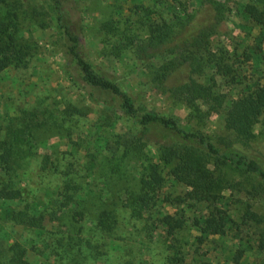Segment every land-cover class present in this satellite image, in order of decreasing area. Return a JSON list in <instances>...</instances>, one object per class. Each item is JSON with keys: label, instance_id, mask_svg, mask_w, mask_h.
I'll list each match as a JSON object with an SVG mask.
<instances>
[{"label": "rangeland", "instance_id": "374dc122", "mask_svg": "<svg viewBox=\"0 0 264 264\" xmlns=\"http://www.w3.org/2000/svg\"><path fill=\"white\" fill-rule=\"evenodd\" d=\"M222 1L228 11L213 43L220 48L218 54L225 50L233 57L225 60L233 72L222 78L206 70L197 77L212 92L227 95L221 108L198 122L189 118L185 104L153 83L154 73L146 71L120 38L123 34L144 38L145 24L170 22L175 13L197 12L194 23L210 20L212 12L201 5L202 0H61L67 22L83 37V56L97 70L119 77L140 105L176 118L183 128L229 140L233 136L225 118L231 102L264 86V27L244 14L249 4L264 11V0ZM7 2H18L15 44L25 59L23 65L0 73V140L23 111L36 112L39 121L31 138L33 155L14 173L0 167V182H11L23 192L20 201L0 200V254L8 257L10 246L18 242L26 247L29 264H264V248L259 245L264 198L249 196L251 182L225 168L227 178L236 184L224 192L225 199L193 206L175 201L188 189L174 182L172 166L161 161L159 146L139 139L137 125L118 109L89 97V89L65 55L63 34L49 2ZM6 11L0 0V15ZM200 105L208 110L206 104ZM254 133L251 150L264 158L262 121ZM150 166H157L165 183L157 205L137 219L126 199L142 193V179ZM69 193L76 195L68 202ZM248 204L263 219L259 225L243 219ZM25 206L42 219L39 229H26L10 219L9 210ZM222 208L229 217L227 233H206L203 221ZM103 212L116 216L111 233L98 225ZM168 215L186 225L169 234L163 223ZM240 251L242 259L236 262Z\"/></svg>", "mask_w": 264, "mask_h": 264}, {"label": "trees", "instance_id": "16d2710c", "mask_svg": "<svg viewBox=\"0 0 264 264\" xmlns=\"http://www.w3.org/2000/svg\"><path fill=\"white\" fill-rule=\"evenodd\" d=\"M47 1L56 13L65 43V55L89 89V97L118 109L137 125L140 128L139 139L154 141L159 146L161 161L172 166L170 175L174 182L188 189L184 197H177L175 201L193 206L225 199L224 192L236 186L227 178L225 168H230L251 182V189L247 192L250 197L264 198V158L251 150L255 127L261 121L264 126V86H257L231 102L225 127L233 136L232 139L215 140L202 132L187 130L176 118L140 105L138 96L127 92L119 77H110L97 70L83 56V37L67 22L61 0ZM3 3L7 11L4 17L0 15V73L12 65H23L25 59V53L17 49L15 44L18 2L8 4L7 0H3ZM201 5L207 6L212 12L210 20L194 23L197 12L183 15L175 13L170 22L145 24L144 38L129 34H123L120 38V42L142 61L146 71L154 73L153 83L164 93H169L176 102L185 104L190 110L189 118L198 122H203L212 112L221 108L227 101V95L212 92L197 77L206 70H213L222 78H229L233 72L225 63V60L233 57L228 56L225 50L218 54L220 48H215L213 43L219 35L220 26L226 20L227 4L222 0H202ZM244 14L250 21L264 27V11L249 4ZM110 25L107 24L106 28ZM200 103L206 104L208 110H204ZM38 121L36 112L23 111L16 122H11L5 128V138L0 140V167L8 174L20 169L22 162L25 163L33 155L30 150L31 138ZM145 172L142 193L130 194L126 199L127 207L131 208L133 217L137 219L143 218L157 205L155 201L159 199L165 183L157 166H150ZM66 188L70 189V186L67 184ZM75 195L69 193L66 201H71ZM22 199V190L12 186L11 182H0V200ZM62 206L66 207V204ZM9 212L10 219L26 229H39L42 225V219L30 214L26 206ZM213 213L202 223L206 227L205 232L209 230L216 235L226 234L229 222L227 211L222 208ZM78 214L82 216V213ZM115 217L111 212H103L99 218V227L109 233L113 232ZM243 219L255 225L263 222L252 211L251 204L247 205ZM163 223L169 227V234L186 225L170 215L163 218ZM197 223L201 225L199 219ZM261 234L263 239L259 245L264 248V230ZM26 255V247L16 242L10 246L8 257L0 254V264H29ZM242 256L243 253L238 252L235 261L239 262Z\"/></svg>", "mask_w": 264, "mask_h": 264}]
</instances>
